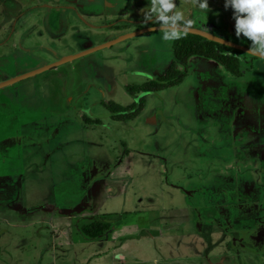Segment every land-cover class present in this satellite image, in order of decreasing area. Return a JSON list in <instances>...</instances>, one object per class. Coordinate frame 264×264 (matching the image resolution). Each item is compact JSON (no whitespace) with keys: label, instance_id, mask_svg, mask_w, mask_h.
I'll list each match as a JSON object with an SVG mask.
<instances>
[{"label":"rangeland","instance_id":"374dc122","mask_svg":"<svg viewBox=\"0 0 264 264\" xmlns=\"http://www.w3.org/2000/svg\"><path fill=\"white\" fill-rule=\"evenodd\" d=\"M175 2L180 26L249 48L224 0L206 13ZM144 11L146 0H0V84L156 22ZM164 31L0 88V184L13 187L0 264H264V60L242 53L238 78L193 57L181 85L130 96L175 62L185 33ZM143 96L132 121L105 107ZM103 216L112 235L81 232Z\"/></svg>","mask_w":264,"mask_h":264},{"label":"trees","instance_id":"16d2710c","mask_svg":"<svg viewBox=\"0 0 264 264\" xmlns=\"http://www.w3.org/2000/svg\"><path fill=\"white\" fill-rule=\"evenodd\" d=\"M159 24V22H154L145 27ZM173 54L175 62L172 63L168 72L163 77L148 81L142 85H129L126 87L128 94L138 98V95L157 94L181 85L187 75L178 69V65H188L189 60L193 57H201L214 61L222 66L230 75L238 78L242 77V62L240 58L242 52L200 36L185 33L181 38L175 40ZM145 106L146 99L144 96L128 107L115 102L105 105L111 119L115 122L135 120L141 115ZM97 124L100 125L99 122ZM113 221L112 216L98 217L92 223L85 224L81 228V232L90 239H99L112 230Z\"/></svg>","mask_w":264,"mask_h":264},{"label":"clouds","instance_id":"9594fccd","mask_svg":"<svg viewBox=\"0 0 264 264\" xmlns=\"http://www.w3.org/2000/svg\"><path fill=\"white\" fill-rule=\"evenodd\" d=\"M196 6L205 13L208 11L207 0H196ZM224 7L232 10L236 38L250 41L249 53L264 58V0H224ZM175 9V0H146L142 22H159L165 29L166 41L178 38L180 33L175 28L184 18Z\"/></svg>","mask_w":264,"mask_h":264},{"label":"water","instance_id":"95a60500","mask_svg":"<svg viewBox=\"0 0 264 264\" xmlns=\"http://www.w3.org/2000/svg\"><path fill=\"white\" fill-rule=\"evenodd\" d=\"M160 30H165V29L162 26H153V27H148V28H145V29H141V30L136 31L134 33L126 34V35L122 36L121 38H119L117 40H114V41H112V42H110L108 44L102 45L100 47L94 48L92 50L83 52V53L78 54V55L70 56L68 58H65V59L57 62V63H54V64L49 65L47 67L41 68L39 70L30 72L28 74H25L23 76H20L18 78H15L13 80L8 81V82H5L3 84H0V88L5 87V86H8V85H11V84H14L16 82H19L21 80H24V79L29 78V77H32V76H35V75L40 74L42 72L50 71V70H52L54 68H57V67L65 64V63L71 62L73 60H76L78 58H81L82 56H85L87 54L96 52V51L101 50V49H104L106 47H111V46H113V45H115L117 43L123 42L125 40L130 39V38H133V37L142 35L144 33L154 32V31H160ZM175 31H180V32H183V33H186V34L197 35V36H200L202 38H205V39H207L209 41L218 43L220 45H225V46H227V47H229L231 49H235V50L240 51L242 53L249 54V55H251V56H253L255 58H260V59H263L264 60V58L257 57V56H255L253 54H250L248 47L240 46V45L235 44V43H233L231 41H228V40L223 39L221 37H218V36H216L214 34H211V33L207 32V31H202L200 29H195V28H188V27H184V26H180V25H178L175 28Z\"/></svg>","mask_w":264,"mask_h":264},{"label":"crops","instance_id":"0c3cea01","mask_svg":"<svg viewBox=\"0 0 264 264\" xmlns=\"http://www.w3.org/2000/svg\"><path fill=\"white\" fill-rule=\"evenodd\" d=\"M218 1V0H217ZM197 60H199V62H197V63H195V65H198V67L200 66V65H203V64H205V66H207V67H209V68H211L212 70H214L215 72L216 71H218V72H220L221 73V69L219 68V64L218 63H216V62H209V61H207V60H204V59H197ZM200 60H204V61H200ZM203 62V63H202ZM205 62V63H204ZM181 65V64H180ZM180 65H178V69H179V66ZM179 70H181V69H179ZM195 76V77H194ZM193 78L194 79H196L197 81H198V83L202 80V77L201 76H199V75H197L196 74V71H194V74H193ZM226 78V77H225ZM231 83H233V82H231ZM113 233H112V231H111V235H112ZM131 238V237H130Z\"/></svg>","mask_w":264,"mask_h":264},{"label":"flooded vegetation","instance_id":"af4514ba","mask_svg":"<svg viewBox=\"0 0 264 264\" xmlns=\"http://www.w3.org/2000/svg\"><path fill=\"white\" fill-rule=\"evenodd\" d=\"M148 27H153V26H148ZM148 27H145V26H141V27H139L138 29H137V31H139V30H141V29H145V28H148ZM9 188H7V186L6 185H4V184H0V202H4V201H7L6 199H4L5 198V196H7L8 197V193H11V191H12V186H8ZM9 198V197H8ZM1 204V203H0ZM96 218H98V217H96ZM95 219H93V220H91L89 223H92L93 221H94ZM84 226V225H83ZM82 226V227H83ZM230 250H232V249H230Z\"/></svg>","mask_w":264,"mask_h":264}]
</instances>
